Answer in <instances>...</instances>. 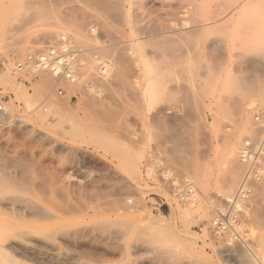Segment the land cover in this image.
<instances>
[{
	"label": "rangeland",
	"instance_id": "obj_1",
	"mask_svg": "<svg viewBox=\"0 0 264 264\" xmlns=\"http://www.w3.org/2000/svg\"><path fill=\"white\" fill-rule=\"evenodd\" d=\"M55 1L0 0V264H264V0ZM63 41L76 85L14 69ZM245 140L262 176L240 237L215 236Z\"/></svg>",
	"mask_w": 264,
	"mask_h": 264
},
{
	"label": "built area",
	"instance_id": "obj_2",
	"mask_svg": "<svg viewBox=\"0 0 264 264\" xmlns=\"http://www.w3.org/2000/svg\"><path fill=\"white\" fill-rule=\"evenodd\" d=\"M64 40V39H63ZM79 52L63 41L61 47H51L40 52L29 53L22 61L15 63L17 71L26 75L33 81L38 80L42 75H50L56 83L61 80L75 83L77 81L76 61ZM57 85V84H56ZM58 95L63 94V90H57ZM3 107L0 105V112ZM159 178L162 182L171 184L177 194L182 198L188 197L193 193V187L190 184L176 185V181L171 178L170 173L167 174L166 169L162 168L158 171ZM239 189L234 196L227 201L223 211L219 212L209 223L211 233L219 237H240L239 231L242 227L240 222L243 208L246 201L251 197L252 178H243ZM183 198V199H184Z\"/></svg>",
	"mask_w": 264,
	"mask_h": 264
},
{
	"label": "bare ground",
	"instance_id": "obj_3",
	"mask_svg": "<svg viewBox=\"0 0 264 264\" xmlns=\"http://www.w3.org/2000/svg\"><path fill=\"white\" fill-rule=\"evenodd\" d=\"M37 1V0H36ZM43 1V0H42ZM55 0H52V2L53 3H56V1L54 2ZM61 1H64V0H61ZM88 1V0H87ZM87 1H86V3H87ZM92 1V0H91ZM90 1V2H91ZM95 1V0H94ZM29 2V1H28ZM47 2L49 3V7H50V2H51V0H50V2L47 0ZM46 2V3H47ZM59 2V1H58ZM57 2V3H58ZM96 2V1H95ZM99 2V1H98ZM102 2V1H101ZM26 3H27V1H26ZM30 4H31V1L29 2ZM37 4L39 3V2H36ZM48 3H47V5H48ZM56 3V4H57ZM62 3V2H61ZM67 3V0L64 2V4H66ZM100 3V2H99ZM32 4H34V2H32ZM40 4V3H39ZM38 4V5H39ZM44 4H45V2H44ZM60 4V3H59ZM59 4H57V5H59ZM88 4V3H87ZM90 4V3H89ZM92 4V3H91ZM97 4V3H96ZM105 4L106 3H104V5L103 6H105ZM40 5H43V4H40ZM40 5H39V7H40ZM47 5H46V7H47ZM55 5V4H54ZM60 6V5H59ZM94 6V5H93ZM102 3H101V10H102ZM114 6H116V5H114ZM45 7V8H46ZM49 7H47V8H49ZM95 7H97V6H95ZM98 7H99V4H98ZM37 8H38V6H37ZM44 8V7H43ZM104 8V7H103ZM42 13V12H41ZM43 14V13H42ZM50 14V13H49ZM77 14V13H76ZM84 17V16H83ZM82 15L81 16H76L75 14H74V16H73V18H71V19H69V20H67V24H69L72 28H74V32H73V37L75 38V39H77V42H78V39H81V34L83 33H81L80 34V30L81 29H83V28H81V24H82ZM62 20V19H61ZM84 23V22H83ZM54 31V30H53ZM55 32V31H54ZM59 32V31H58ZM85 34V33H84ZM51 36H52V32H51ZM85 37H86V35H85ZM72 38V37H71ZM62 39H66L65 38V36L63 35V37H61V40ZM83 41V40H82ZM68 42V41H67ZM79 43V42H78ZM68 44H70V43H68ZM75 46V45H74ZM73 46V47H74ZM105 51V50H104ZM115 51V50H114ZM103 60H104V58H102ZM109 59V58H108ZM101 61V60H100ZM15 65V64H14ZM15 67V66H14ZM85 67L87 68L88 66H84V67H82V68H84L83 69V72H85L84 70H85ZM15 70H16V68H14ZM75 69H76V67H75ZM87 71H88V68L86 69ZM17 71V70H16ZM19 72V71H18ZM81 72H82V70H81ZM82 75H84V73H82ZM53 81H54V79L52 78V76H50V75H48ZM62 81H64V82H67L66 80H61V82ZM55 82V81H54ZM56 83V82H55ZM60 83V82H59ZM59 83H56V84H59ZM76 83H77V81L75 82V83H71V82H68L67 84H70L69 86H73L74 84L76 85ZM46 86H47V84H46ZM55 104V103H54ZM53 104V105H54ZM57 105V104H56ZM51 106H52V104H51ZM61 106V105H60ZM52 109V108H51ZM256 140V139H255ZM252 141V140H251ZM234 152L235 151H233V150H231L229 153H231V154H229V160H230V163L232 164V161L233 160H231L232 159V157H233V155H234ZM238 155H239V157H241V160L243 161V163H245V164H247L248 165V168H247V171H246V173H245V175H244V177L243 178H246L247 177V175H248V177H251L252 178V183L253 182H255V180H259L260 179V177L262 176L261 174H262V170H261V165L259 166V161H257V159H255L256 157H257V155H258V152H256L255 151V149L253 148V145L251 144V143H248L247 144V140H245L244 142H243V144H242V146H240V148H239V151H238ZM235 157V156H234ZM234 157H233V159H234ZM259 158V157H258ZM235 160V159H234ZM230 165V164H229ZM236 164H233L232 166H235ZM231 165H230V167H232ZM164 168V167H163ZM166 169V168H165ZM231 170H235V167H232V168H230ZM166 172H168V170L166 169ZM236 172V171H235ZM168 173H170V172H168ZM167 173V174H168ZM261 173V174H260ZM171 174V173H170ZM233 174H234V171H233ZM232 174V175H233ZM232 175L231 176H229V177H232ZM236 175V174H235ZM235 177H237V175L235 176ZM242 178V180H244ZM233 179H234V177H233ZM236 179V178H235ZM228 181H231L230 179L228 180ZM227 181V182H228ZM233 182V181H232ZM234 182H236V181H234ZM242 182V181H241ZM252 183H251V185H252ZM236 184V183H235ZM235 184L233 185L234 187L233 188H235ZM241 184V183H240ZM230 185H232V184H230ZM237 186V185H236ZM230 187H232V186H230ZM230 187L228 186V188L230 189ZM228 188H226V190H225V192H223V194H221V195H219V196H217V201H218V203H223V202H227V201H229V199L228 198H230V194H231V192H229V190H227ZM238 189H239V187H238ZM237 189V190H238ZM250 189H251V186H250ZM234 190V189H233ZM227 191V192H226ZM231 191H232V188H231ZM233 192V191H232ZM81 195V194H80ZM251 195H252V189H251ZM56 196V195H55ZM72 196V195H71ZM82 196V195H81ZM89 196H91V195H89ZM88 196V197H89ZM0 197H1V195H0ZM8 198V197H7ZM7 198H6V200H7ZM92 198H94V197H92ZM251 198V197H250ZM250 198L246 201V203H245V205H244V208H243V213H244V210H245V207L247 206V202L250 200ZM95 199V198H94ZM5 201V200H4ZM3 201V199H0V215L2 214V215H4V216H6V215H10L11 213H12V210L10 209V211H11V213H10V211H8L10 214H5V210L7 211L8 209H9V207L6 205V203ZM77 201L79 202L78 204H80V201H81V204H80V206L83 204V201L82 200H79V199H77ZM87 201V200H86ZM90 201V200H89ZM92 202H93V200H91ZM104 201V200H103ZM11 202H13V201H11ZM15 202V201H14ZM95 202V201H94ZM9 203V202H8ZM69 203V202H68ZM86 203V202H85ZM88 203V202H87ZM98 203V202H97ZM105 203V202H104ZM20 204V203H19ZM22 204V203H21ZM24 204H26L25 202H24ZM64 204V203H63ZM78 204L76 203V207H78ZM92 204V203H91ZM9 205H10V207H11V205L12 204H10L9 203ZM14 205V204H13ZM12 205V206H13ZM66 205V204H65ZM85 205V204H84ZM73 206V204L70 206V207H68V209L67 210H63V211H70V210H72V207ZM89 206V205H88ZM21 207V206H20ZM19 207V208H20ZM93 208H89L90 209V211H91V213L93 214V215H95V214H98L97 213V211L98 210H96L97 208L96 207H99V204H98V206H96L95 207V209H94V206H92ZM18 208V209H19ZM55 208V207H54ZM70 208V209H69ZM106 208V207H105ZM108 208V207H107ZM75 209V208H74ZM79 209H80V207H79ZM79 209H75V210H79ZM88 209V210H89ZM99 209V208H98ZM20 211H21V209H19ZM43 210V209H42ZM82 210V209H81ZM88 210H86L85 209V211H88ZM100 210V209H99ZM115 210V209H114ZM25 211V210H24ZM26 211H28V210H26ZM80 211V210H79ZM79 211H77V212H75L74 210H73V212L75 213V215H77L78 214V212ZM107 211V210H106ZM46 212V211H45ZM84 212V211H83ZM101 212V211H100ZM108 212V211H107ZM112 212V211H111ZM21 213H23V212H21ZM30 213V212H29ZM32 213V212H31ZM49 213V212H48ZM77 213V214H76ZM80 213V212H79ZM87 213V212H86ZM105 213V212H104ZM19 214V213H18ZM17 214V215H18ZM62 214H64L63 212H62ZM72 215V214H69V213H66V215ZM108 214H110V213H108ZM16 215V214H15ZM14 215V217H16L17 218V216H15ZM21 216H22V214H20ZM41 215V214H40ZM80 215V214H79ZM79 215H77V216H79ZM82 215H84V213L82 214ZM89 215V214H88ZM92 215V216H93ZM100 215H102V214H100L99 213V215L98 216H100ZM111 215V214H110ZM115 215V214H114ZM11 216V215H10ZM20 216V217H21ZM92 216H90V218L92 217ZM106 216V215H105ZM20 217H19V219H20ZM23 217H24V215H23ZM29 217V216H28ZM60 217V216H59ZM58 217V218H59ZM81 217V216H80ZM94 217H96V215L94 216ZM242 217H243V214H242ZM242 217H241V219H242ZM10 218H12V217H10ZM26 218V217H25ZM30 218H32V217H30ZM37 218V217H36ZM35 218V219H36ZM42 218V217H41ZM61 218V217H60ZM18 219V220H19ZM22 219V218H21ZM24 219V218H23ZM22 219V220H23ZM27 219V218H26ZM15 220H17V219H15ZM47 220H49L48 218H47ZM24 221V220H23ZM29 221V220H28ZM240 222H241V220H240ZM15 224H13V222H10L8 219H0V228H4V230H11L12 229V227L14 226ZM18 225V224H17ZM16 228V227H15ZM3 231V230H2ZM2 231L0 230V238L2 237L1 235H2ZM79 232V231H78ZM89 232V231H88ZM85 233V232H84ZM75 234H77V232L75 233ZM80 234V233H79ZM11 236H12V234H10ZM11 236H10V238H11ZM16 236V235H15ZM109 237V236H108ZM7 238H9V237H7ZM9 238V239H10ZM76 238V237H75ZM78 238V237H77ZM97 238V237H96ZM100 239V238H99ZM108 239V238H107ZM4 241V240H3ZM6 241H8V240H6ZM1 246V245H0ZM4 248V247H3Z\"/></svg>",
	"mask_w": 264,
	"mask_h": 264
}]
</instances>
